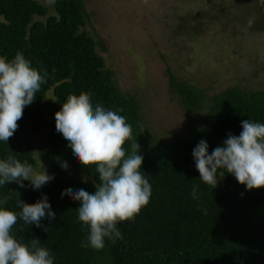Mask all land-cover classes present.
<instances>
[{
    "label": "trees",
    "instance_id": "obj_1",
    "mask_svg": "<svg viewBox=\"0 0 264 264\" xmlns=\"http://www.w3.org/2000/svg\"><path fill=\"white\" fill-rule=\"evenodd\" d=\"M255 3V12L247 15L251 19L254 14L253 19L241 17L252 32L264 30L257 26L264 24V3ZM217 19L218 15L213 16ZM90 20L85 0H54L51 5L40 0H0V56L10 60L22 53L34 68L47 72V83L24 108L8 144L0 142V159L11 155L35 163L33 152H39L48 173L55 177L40 190L28 181L23 188L14 182L0 187V198H8L5 207L10 210H20L19 199L34 204L46 195L56 214V221H45L48 231L21 220L13 234L25 243L33 237L40 239L56 264H264V187L247 190L225 173L212 189L199 180L192 155L202 139L207 140L211 153L229 133L238 136L244 120L264 123V90L234 85L212 93L170 70L172 93L188 114L201 120L188 136L158 143L147 126L139 97L121 90L115 71L99 52L100 43L86 30ZM185 23L181 30L189 27L187 32L197 34L202 28ZM81 93L90 96L93 106L99 103L126 117L133 138L125 148L131 151L132 142L140 145L141 171L152 186L149 204L134 220L118 225L123 239L115 244L106 240L99 251L81 247L86 232L77 222L79 203L63 196L81 188L93 193L99 179L94 170L76 161L56 131V112L69 95ZM60 160L67 162L69 172ZM193 184L199 185V201L191 197ZM202 208L207 209L206 215Z\"/></svg>",
    "mask_w": 264,
    "mask_h": 264
},
{
    "label": "clouds",
    "instance_id": "obj_2",
    "mask_svg": "<svg viewBox=\"0 0 264 264\" xmlns=\"http://www.w3.org/2000/svg\"><path fill=\"white\" fill-rule=\"evenodd\" d=\"M46 78L47 72L34 68L22 53L10 60L0 56V142L8 144L24 108L35 101L47 83ZM55 119L56 131L67 141L76 161L94 170L99 178L93 193L81 188L66 191L63 196L79 203L77 222L86 232L81 247L102 250L106 240L113 244L122 240L118 225L134 220L150 202L152 186L141 171L144 157L140 145L132 142L131 151L126 149V141L133 138L126 117L99 103L93 106L86 93L69 95ZM241 127L238 136L229 133L211 153L204 139L193 149L199 180L212 189L225 173L246 185L247 190L264 187V123L249 119L242 121ZM33 154L35 163L21 162L11 155L0 159V187L14 182L23 188L28 181L34 190H40L54 180L40 159L41 154ZM59 162L65 172L70 171L66 161ZM191 197L200 200L198 184L191 186ZM7 202V197L0 198V264H56L55 257L42 246L40 239L33 237L25 243L13 234L14 226L21 220L38 229L44 228L45 221H56L48 197L42 195L34 204L19 199L18 212L5 207ZM201 211L207 214L206 208Z\"/></svg>",
    "mask_w": 264,
    "mask_h": 264
},
{
    "label": "rangeland",
    "instance_id": "obj_3",
    "mask_svg": "<svg viewBox=\"0 0 264 264\" xmlns=\"http://www.w3.org/2000/svg\"><path fill=\"white\" fill-rule=\"evenodd\" d=\"M192 1L85 0L91 15L86 30L100 43L121 90L139 97L158 143L188 136L201 120L172 93L170 70L212 93L234 85L264 90V30L250 31L241 18L255 12V0H214L217 6ZM185 22L202 28L197 34L188 26L181 30Z\"/></svg>",
    "mask_w": 264,
    "mask_h": 264
}]
</instances>
